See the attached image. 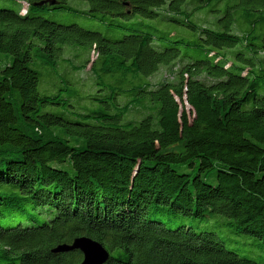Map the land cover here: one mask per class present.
Returning a JSON list of instances; mask_svg holds the SVG:
<instances>
[{"label": "trees", "instance_id": "trees-1", "mask_svg": "<svg viewBox=\"0 0 264 264\" xmlns=\"http://www.w3.org/2000/svg\"><path fill=\"white\" fill-rule=\"evenodd\" d=\"M83 1L0 7V264H264V0Z\"/></svg>", "mask_w": 264, "mask_h": 264}, {"label": "rangeland", "instance_id": "rangeland-1", "mask_svg": "<svg viewBox=\"0 0 264 264\" xmlns=\"http://www.w3.org/2000/svg\"><path fill=\"white\" fill-rule=\"evenodd\" d=\"M20 3H21V0H0V7L9 8L11 10H19V7L21 6ZM67 4L70 9L54 10L52 12H43L42 17L51 22L61 24V25L77 24L78 26L84 29L101 32L102 34L106 36V38H109V39L119 40V39H122L123 36L126 34L124 31H121V30H119L120 32L118 33H115V32L111 33L110 31L107 30V27L103 22L96 20V19L87 18L83 13L84 11H89L90 9V6L87 4V2L83 0H68ZM104 18H108V16H105ZM115 20H118V19H115ZM134 20H140L143 22L144 19H138L137 17H134L132 18V21ZM147 22L149 23L150 26H152L154 29L157 30V32H154L155 36H159L161 32L166 30L163 28V24H162L163 22H166V21H163L162 19L153 20V21L147 20ZM183 31L184 30L179 31V29H175V32H178V33L181 32L183 34ZM157 45L160 46L159 43H157ZM89 58L90 60L95 59V55L93 52L90 53ZM88 67H90V64L88 65ZM86 70H88V68ZM54 72L55 74L56 73L59 74V71L56 70V68ZM170 77H172V72L171 71L169 72L167 69L162 68L157 74L151 77L149 81L153 85H155L156 83L161 82L163 80L171 79ZM50 91L51 89L47 90V92H50ZM39 92L44 93L42 86L39 87ZM84 103L89 104L87 100H82L78 103V105L80 106L81 104H84ZM57 108L59 109V107ZM49 109L50 107L46 108V110H49ZM53 110H56V108ZM219 229L220 231H216V234L218 235L220 239L224 241L225 247L227 248V250H230L232 248L233 243L235 242L234 238L230 235V232L228 231L227 228H222V229L219 228ZM243 249L249 250V246H244Z\"/></svg>", "mask_w": 264, "mask_h": 264}, {"label": "water", "instance_id": "water-1", "mask_svg": "<svg viewBox=\"0 0 264 264\" xmlns=\"http://www.w3.org/2000/svg\"><path fill=\"white\" fill-rule=\"evenodd\" d=\"M50 3L53 4L54 1ZM73 250L79 251L82 255L80 264H104L110 258V252L102 244L87 236L77 237L70 244L59 245L53 252L64 253Z\"/></svg>", "mask_w": 264, "mask_h": 264}]
</instances>
